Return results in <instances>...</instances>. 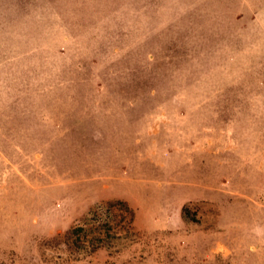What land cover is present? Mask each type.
Returning a JSON list of instances; mask_svg holds the SVG:
<instances>
[{"label": "rangeland", "instance_id": "374dc122", "mask_svg": "<svg viewBox=\"0 0 264 264\" xmlns=\"http://www.w3.org/2000/svg\"><path fill=\"white\" fill-rule=\"evenodd\" d=\"M0 264H264V0H0Z\"/></svg>", "mask_w": 264, "mask_h": 264}, {"label": "trees", "instance_id": "16d2710c", "mask_svg": "<svg viewBox=\"0 0 264 264\" xmlns=\"http://www.w3.org/2000/svg\"><path fill=\"white\" fill-rule=\"evenodd\" d=\"M121 204L125 206V213L127 214V221H125L124 223H120L119 225L113 226L112 224L115 223V218H113L112 216L106 217V221H105L106 223L104 226L105 227L109 226L108 228L105 227L103 228L102 226L99 227L98 229L89 228L87 227V225H85L72 229L70 232H68V235L78 236V239H80V237L83 236L86 239L87 249L90 250L91 252H95L104 246V238H106L110 234L111 230L113 231V229H115L116 235L130 234L131 231L134 229L133 227L134 217H135L134 211L124 202H121ZM111 207L112 204L109 203L106 204L105 207L102 206L100 209L105 210L106 208H111Z\"/></svg>", "mask_w": 264, "mask_h": 264}]
</instances>
